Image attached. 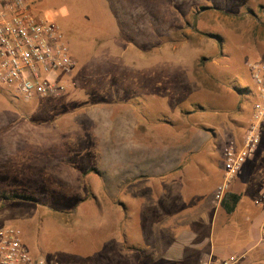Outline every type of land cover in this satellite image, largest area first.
Here are the masks:
<instances>
[{
  "label": "rangeland",
  "instance_id": "1",
  "mask_svg": "<svg viewBox=\"0 0 264 264\" xmlns=\"http://www.w3.org/2000/svg\"><path fill=\"white\" fill-rule=\"evenodd\" d=\"M29 6L59 25L76 66L60 97L24 101L0 82V227L16 225L29 254L45 264H101L108 197L91 190L106 187L107 153L120 161L125 151L124 140L109 141V122L94 124L92 109L118 113L130 99L138 111L161 118L204 107L177 122L180 128L186 121L228 117L240 104L246 109L238 126L242 137L257 95L248 63H264V0H29ZM131 46L147 51L133 61L148 66L144 74L152 83L140 105L128 94L139 78L130 79L125 65L130 58L124 49ZM171 80L184 82L176 103L154 93L170 91ZM223 145L212 135L201 144L199 178L215 179H209L211 161L221 164L223 178ZM258 149L255 158L264 161V143ZM15 194L31 199H11ZM244 195L252 200L257 194ZM147 220L144 240L152 236Z\"/></svg>",
  "mask_w": 264,
  "mask_h": 264
},
{
  "label": "crops",
  "instance_id": "2",
  "mask_svg": "<svg viewBox=\"0 0 264 264\" xmlns=\"http://www.w3.org/2000/svg\"><path fill=\"white\" fill-rule=\"evenodd\" d=\"M124 50H128L130 58L125 63L131 71L130 79L135 74L139 77L135 86L130 82L128 94L138 99L140 105L145 102L146 88L152 83L144 74L148 66L136 65L133 60L147 56V51L133 46ZM170 82V91L155 90L154 93L169 96L172 103L179 102L184 82ZM197 86L201 88L198 83ZM214 93L217 98L224 96ZM135 105V101L128 99L125 110L118 113L112 109L109 113L103 108L92 109L94 124L109 122L105 128L114 139L109 141L113 144L124 140L125 151L120 161L114 151L107 153L112 166L106 187L91 190L95 196L104 193L108 197L103 205L106 234L101 264H200L231 255L238 256L235 264H264V161L255 158L258 146L231 183L229 191L238 195V200L230 205L229 211L214 195L216 185L222 180L221 164L216 166L211 161L208 165L209 179L215 177L214 180L208 182L207 174L203 178L196 174V168L202 163L196 154L211 135L225 141L219 158L230 142H240L238 126L244 124L246 109L240 104L233 105L235 111L228 117L219 118L217 114L209 117L208 122L187 124L186 121L179 128L177 122L181 124L192 113H202L204 107L186 109L184 116L182 111L179 116L164 114L161 118H151ZM178 128L183 131H177ZM121 133L123 138H118ZM263 143L264 140L260 145ZM118 166H121V176H116L120 173ZM247 190L256 191V197L247 199L244 195ZM147 215L151 241L144 240L142 232Z\"/></svg>",
  "mask_w": 264,
  "mask_h": 264
},
{
  "label": "built area",
  "instance_id": "3",
  "mask_svg": "<svg viewBox=\"0 0 264 264\" xmlns=\"http://www.w3.org/2000/svg\"><path fill=\"white\" fill-rule=\"evenodd\" d=\"M76 60L57 23L34 15L29 0H0V82L24 101L60 97L69 85ZM257 86V99L251 108V123L241 141L224 149L223 178L216 185L221 200L241 168L260 144L264 127V63H248ZM13 224L0 227V264H45L29 254ZM237 255L200 264H235Z\"/></svg>",
  "mask_w": 264,
  "mask_h": 264
},
{
  "label": "trees",
  "instance_id": "4",
  "mask_svg": "<svg viewBox=\"0 0 264 264\" xmlns=\"http://www.w3.org/2000/svg\"><path fill=\"white\" fill-rule=\"evenodd\" d=\"M10 198L11 199L18 198V199H21V200H29V199H31L27 195H18V194L12 195V196H10ZM237 200H238V195L233 194L230 191H227L224 194V196L222 197V199L220 200V204L222 205V207L225 210L229 211L231 209L230 205H233L235 203V201H237Z\"/></svg>",
  "mask_w": 264,
  "mask_h": 264
}]
</instances>
